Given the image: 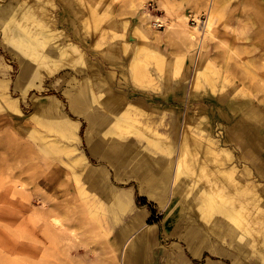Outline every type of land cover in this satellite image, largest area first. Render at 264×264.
Segmentation results:
<instances>
[{"label":"rangeland","instance_id":"rangeland-1","mask_svg":"<svg viewBox=\"0 0 264 264\" xmlns=\"http://www.w3.org/2000/svg\"><path fill=\"white\" fill-rule=\"evenodd\" d=\"M4 1L1 0L0 3ZM204 1L201 0L200 5ZM52 2L54 6L47 9L54 19L57 33L52 42L59 44L67 40L79 46L80 60L74 64L64 65L49 75H45V70L40 66L37 75L32 77L30 75L28 80L25 79L23 82L18 81V63L6 52L0 34V84L6 86L9 100L15 102L19 110V113L15 114L5 110L3 104H0L4 111L3 113L0 110V264H115V260L120 256V248L116 250L111 244L113 241L111 233L123 228L128 229L127 237L131 241H138V238L142 240L146 264H153L157 259L158 264H179L180 261L182 264H264L258 252L246 250L235 252L234 257L230 258L225 255H214L209 249H203L202 255L194 258L191 255L190 245L198 244V239L201 240L203 236L198 238V235L207 225L203 220L196 219L197 226L181 224L176 234H173L177 213L176 204L174 200L171 201L172 190L167 189L164 194L155 193V199H150L147 193H141L145 190L149 192L151 182L144 181L145 184L140 189L139 183L132 178V175H144L143 165L136 173H132L125 165L120 166L117 172L108 168L109 187L114 192L123 190L131 196L130 201L126 203L127 207L118 210L115 217L112 213V205L106 198L101 197L96 191L90 193L83 178L77 182L73 180L66 150L72 148L74 149L72 155L82 154L93 166L99 165L90 156L85 138L90 135L92 140L94 133L87 129L86 117L78 115L74 109L97 113L99 110L93 104V99L91 102V97L95 95L99 98L100 94L106 95L107 93L103 92L106 88L115 95H125L131 102H142L143 110L152 111L151 116L155 119H160L161 115H164L161 121H170L168 116L172 113L180 115L183 113L184 117L190 112L193 114V111L199 110L202 100L201 113L206 112L211 116L206 123L208 136L221 142L229 138L227 144L223 143L222 147L231 150L235 157L252 153L254 159L261 160L259 164L251 165L250 169H253L254 175L257 176L259 172L260 176H263L256 178L257 184L263 186L264 160L260 159V154L264 157V148H258L254 153L247 152L246 148L236 142L237 138L241 139L239 133L242 132L237 127L245 121L238 120L236 112H230L224 107V97L219 98L208 93L205 99L199 96L193 97L195 98L193 104L191 102L189 106L184 105V100L169 101L164 104L165 106L173 104L172 108L176 107L172 109L173 111H170L171 108L162 107L160 98L170 96L181 89L182 98L187 99L194 71L205 70L204 64L211 66L210 76L216 81L224 82L226 74H229L234 82L241 77L252 78L255 74L260 78L264 74V0H229L222 6L221 15L216 19L215 38L204 40L205 49H200L202 44L200 47L195 45L186 47L182 38L173 29L169 30L168 26L157 27L151 24L153 21L147 23L148 25L142 24L155 31V44L160 46L159 54L169 60L167 66L164 65L163 71L160 72L149 62L146 64L147 61L142 57L135 59L134 64H137L142 71L146 65L149 79L145 76L148 81L144 83L154 87L153 91L135 87V76L131 65L135 51L137 48H142V45L141 40L134 35V28L140 22L139 16L130 8V3L139 5L144 2L151 16L164 18L165 6L171 12L178 14L179 6L184 5L181 6L183 12L195 14L193 10L196 7V0L193 2L111 0L107 3H111L109 8L101 7L98 8L99 12L95 11L92 27H88L89 29L80 27L78 21L81 17L79 8L83 9L82 2L72 0L74 7L69 12H64V4L61 0H52ZM201 20H204V16ZM125 22L127 28L123 29L122 23ZM189 25L192 27L190 23ZM114 33L123 37V40L115 41L117 44L112 46L108 44L109 35ZM88 34L92 37L91 40L87 39ZM81 39H86L87 44L82 46L78 42ZM134 39L137 41L135 42ZM125 44L127 46L125 54L120 49L118 55H110L109 61L102 58L105 50L109 53L110 49H123ZM225 45L233 51H227ZM225 58L229 59L227 61L229 70L224 68ZM172 60L177 62L171 64ZM175 64L177 66H174ZM241 64H246V67ZM92 72L95 73V77ZM39 77L43 79L41 88L31 87ZM199 78L203 82L202 75ZM84 80H88V83L85 84ZM176 80L180 81L179 84L173 85ZM164 84L171 85V88L156 95L155 93H159ZM249 84L250 82L246 85ZM90 85L92 90L98 89L99 93L93 94L89 89ZM256 97L264 100V92H257ZM84 99H86L85 104H81ZM154 100H158L155 106H153ZM51 103L67 121L78 122L77 141L70 137L69 139L61 137L55 131L46 132L39 125L40 122L45 121L42 118ZM218 109L224 111L228 118L221 119L218 116ZM169 112L172 113L168 114ZM251 125L256 126L257 133L264 134V125L260 121ZM126 138L142 140L133 134ZM44 141H55L62 150L50 146L48 150L47 147L43 150ZM239 163L244 164L238 161ZM255 166L257 168H254ZM257 169L261 170L257 171ZM156 172L159 171L156 169L154 174ZM120 178L122 181H118ZM183 180L189 183L187 178ZM12 185L18 188L13 191ZM54 207L59 210L48 216L47 212ZM110 220L112 225L108 228L111 227V232L107 234V223ZM54 221L58 222L65 231L47 233L45 226ZM192 232H195L197 238L191 237ZM210 243L212 244L213 241L210 240ZM227 244L224 243L223 248L232 252L231 246L228 248ZM132 250L134 251L133 248Z\"/></svg>","mask_w":264,"mask_h":264},{"label":"bare ground","instance_id":"bare-ground-1","mask_svg":"<svg viewBox=\"0 0 264 264\" xmlns=\"http://www.w3.org/2000/svg\"><path fill=\"white\" fill-rule=\"evenodd\" d=\"M61 1L64 4V12H69L74 7L72 0ZM75 1L82 2L83 9L79 8L81 17L78 21L80 27L84 29L92 27L94 13L100 11L98 8L103 7L104 9L111 6V3L107 4L111 0ZM189 1L193 2V0ZM196 1V7L193 10L196 12L195 14L190 15L189 12H183L181 6L184 5L179 6L180 13L178 14L171 12L165 6L164 18L151 16L147 12V4L144 2L139 5L130 3V8L134 9V12L138 13L139 16L140 22L134 28V35L141 40L142 45V48H137L135 51L134 61L131 62L132 73L135 76V87L142 90H154L150 84L144 83L148 81L146 80L148 76L146 65L142 71L141 68L137 67V64H134L135 59L142 57L147 61L146 64L149 62L152 67L160 72L163 71V66H167L169 63L167 58L159 54L160 46L155 44V31H152L149 26L144 27L142 24L146 25L153 21L151 24L155 26L157 25L156 22L168 26L169 30L173 29L182 38L186 47L190 45L200 47L202 44L200 49H205L204 40L215 38L216 19L221 15L222 6L229 0H205L201 5V0ZM53 6L52 0H5L4 3H0L2 44L6 52L18 63V81L23 82L25 79L28 80V76L37 75L40 72V66L45 70V75H49L64 65H72L80 60L81 50L75 43L67 40L59 44L52 42L57 33L54 28V19L47 9ZM200 13L204 15H200ZM202 16H204V20H201ZM191 21L194 22L192 27L189 25ZM122 27L126 29L127 23H122ZM109 36L108 44L112 46L117 44L115 41L123 40V37L116 33ZM87 39L91 40L92 37H89L88 34ZM143 41L147 43L144 44ZM78 42L82 46L87 44L86 39H81ZM225 47L228 48L227 51H233L229 46L225 45ZM120 49L125 54L127 52L126 44L123 49H110L109 53H107L108 50H105L107 54L104 53L102 58L109 61L110 55H118ZM228 60V58L224 59L225 70H229ZM176 62L172 60L170 63ZM204 65L205 70L194 71L187 99L182 98L181 89H178L179 91L176 90L177 92L170 96H162L161 106L171 108L170 111H173L172 109L176 108H172L173 104H171L172 106H165L164 104L169 101L182 102L184 100V105L189 106L191 102L193 104V99H195L193 97L199 96L201 99H205L208 93L219 98L224 97V107L230 112H236L238 120L245 121L237 127L242 132L239 133L241 139L237 138L236 142L246 148L247 152L252 151L254 153L256 149L264 148V134L257 133L256 126L258 125H251L256 121H260L264 125V100L256 97L257 92H264V74L260 78L256 74L252 78L244 79L241 77L236 82L229 74H226L224 75V82H221L210 76L209 68L211 66ZM243 66L246 67V64ZM92 75L95 77L94 72ZM200 75H202L203 82L199 78ZM37 80L36 83L31 84V87L40 89L43 79L39 77ZM83 82L87 84L88 80ZM179 82L176 80L173 85H178ZM248 82L250 84L246 85ZM103 87L106 88V86ZM170 88L171 85L164 84L162 89L160 88V92L155 94H162ZM89 89L91 92L93 91V94L99 93L98 89L92 90V85ZM103 92L107 94L104 96L100 94L101 100L97 95V97L95 95L91 97V102L93 99V104L100 113L81 112L74 109L78 115L86 117L87 129L94 133L92 140L90 135L85 136V138L90 156L99 165L93 166L82 154L80 156L72 155L74 149L67 148L70 159L68 166L72 169L73 180L77 182L83 178L87 184V190L90 193L96 191L101 197L106 198L112 205L113 215L117 217V211L127 207L128 204L126 203L130 201L131 196L126 191L114 192L109 187L108 168L117 172L120 166L125 165L130 168L132 173H136L137 169L143 165L145 166L144 175H132V178L139 183L140 189L143 188L144 181L151 182L149 192L145 190L141 193H147L150 199H155V193L164 194L167 189L172 190L171 201L174 200L175 212L177 213L173 234H176L181 224L190 227L197 226L195 225L196 219L197 221L203 220L207 225L203 232L201 231V234L198 235V238L203 235L201 240L198 239V244L190 245L191 255L194 258H199L204 252L203 249H209L214 255H225L230 258L234 257L235 252L246 250L247 252H258L264 262V185L259 186L256 180V178H263V176H260L259 172L257 176L254 175L253 169H250L251 165L259 164L261 160L254 159L252 153L250 155H238L236 158L231 150L222 147L223 143L227 144L229 138L221 142V140H214L208 136L206 123L207 119H211V116L206 112L201 113L203 112L200 111L203 106L202 100H200L199 110L193 111V114L190 112L188 116L184 117L182 113V117L180 114L169 112L168 114L172 113L168 116L170 121H161L164 115H161L160 119L153 118L151 116L152 111L143 110L142 102H131L126 99L125 95H115L113 92L107 91V88ZM9 99L6 86L0 84V104H3L2 107L7 111L19 113L17 104ZM85 101L86 99L81 104H85ZM157 101L154 102L153 106L157 105ZM2 107L0 106V110L4 113ZM218 110V116L221 119L228 118L224 111ZM185 114L187 115L186 111ZM178 117L182 121H178ZM42 119L45 121L40 122L39 125L46 132L55 131L61 137L66 139L70 137L77 141L78 122L67 121L56 110L53 103L49 106V110L44 113ZM51 121L55 122L52 123ZM131 134L142 140L126 138ZM44 143L43 150L46 147L48 150L49 146L53 149L62 150L55 141H44ZM251 155L252 160L250 159ZM260 159L264 160L261 154ZM238 161L244 162V164L240 165ZM156 169L159 172L154 174ZM260 170L257 169V171ZM183 178H187L189 183L185 182ZM118 181H122V179L120 178ZM12 188L15 191L18 187L12 185ZM58 210L57 207L50 209L47 212L48 216L53 215ZM110 225H112L111 220L107 223V234L111 232V227L108 228ZM44 229L47 233L65 231L56 221L49 222ZM127 231V228H123L111 233L113 239L111 244L116 250L120 248V256L119 259L115 260V264H146L147 259L142 249V240L138 238V241H131L127 237ZM191 237L197 238L195 232H192ZM208 237L213 241L212 244ZM227 240L229 241L228 244ZM224 243L227 244L228 248L231 246L232 252L223 248ZM179 264H182L181 261Z\"/></svg>","mask_w":264,"mask_h":264},{"label":"built area","instance_id":"built-area-1","mask_svg":"<svg viewBox=\"0 0 264 264\" xmlns=\"http://www.w3.org/2000/svg\"><path fill=\"white\" fill-rule=\"evenodd\" d=\"M156 23H157V25H156L157 27H160L161 26V24L159 22H156ZM190 24L193 26L194 22L191 21Z\"/></svg>","mask_w":264,"mask_h":264},{"label":"crops","instance_id":"crops-1","mask_svg":"<svg viewBox=\"0 0 264 264\" xmlns=\"http://www.w3.org/2000/svg\"><path fill=\"white\" fill-rule=\"evenodd\" d=\"M161 99V98H160ZM155 262V261H154ZM155 263H157L158 264V262H155ZM155 263H153V264H155Z\"/></svg>","mask_w":264,"mask_h":264}]
</instances>
